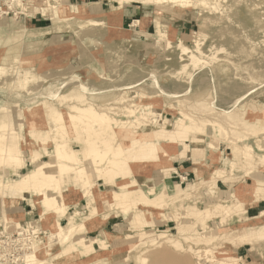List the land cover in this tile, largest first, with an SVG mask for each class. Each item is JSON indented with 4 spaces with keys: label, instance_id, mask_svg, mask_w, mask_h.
<instances>
[{
    "label": "rangeland",
    "instance_id": "rangeland-1",
    "mask_svg": "<svg viewBox=\"0 0 264 264\" xmlns=\"http://www.w3.org/2000/svg\"><path fill=\"white\" fill-rule=\"evenodd\" d=\"M185 1L187 3L157 5L141 0H123L121 3L118 0H0V68L5 69V73L2 71L0 74V114L7 121L5 132L8 143L20 145L29 154L31 149L39 148L32 137H49L47 127L55 129L54 122L40 117L42 107L46 104L55 110H62L84 98L96 106H102L119 95H125L141 106L150 104V118L160 123L166 118L174 120L179 109L202 119H211L214 113H231L236 121L244 120L250 113L264 117V0H206V4L201 0ZM63 3H67L70 10L82 5V10L78 9L72 18L66 16L64 21L51 19L52 7L58 8ZM159 34L164 36L160 38ZM163 40L167 42L165 47ZM179 43L189 50H195L198 46L202 55H197L195 64L187 54L181 53ZM23 70L31 71V75L28 74L27 81L21 85L16 73ZM80 93L85 97L79 98ZM122 104L129 105L128 102ZM138 110L139 107L135 111ZM28 117L31 119L27 120ZM218 119L216 121L224 132L227 125L221 118ZM30 120L31 125L27 123ZM39 120L45 121L42 129ZM121 120L134 119L125 117ZM149 122L153 121L149 119ZM0 127L2 132L4 128L1 122ZM31 132L39 134L33 136ZM176 137L178 153L171 160L173 168L165 163L166 169L170 170L158 174L153 170L155 166H149L141 177L148 176L150 184L167 182L171 188L175 182L189 190L197 179L195 173L183 171L181 166L193 168V154L187 148L183 158L181 152L190 142L183 138L182 133L176 132ZM250 141L254 146L255 141ZM72 142V147L78 148L79 141ZM154 143L157 144V140ZM243 143H231L230 146L235 147V154H230L226 149V142L220 144L219 150L215 151L217 153H210L201 145L202 154L198 157L202 163L196 168L201 172L203 181L199 188L190 189L192 193L186 197L167 202L166 207L159 211L161 214L150 222L151 230L147 231V235L135 236L137 244L129 253L130 261L123 263L120 260L111 264H197L199 260L193 250H187L189 245L194 249L211 248L213 252L210 256L218 264L221 261L264 264V244L252 248L245 244L243 237L230 232L239 222L264 210V197L258 199L257 208L249 211L248 206L254 204L252 199H248V213L241 214V210L235 212L240 207L236 205L247 194L240 193L238 199L227 203L219 195L215 202L229 203L230 206L222 211L224 225H218L217 237L210 242L199 239L197 244L192 245L193 241L186 236L194 233L196 224L188 219H180L178 224L177 220L181 212L184 215L190 206L199 209H203L204 205L213 206V201L206 204L205 190L218 193L223 189L233 191L241 184V189L247 192L245 184L254 183V179L251 174L243 176L244 170L253 173V165H256L260 175L264 174V165L256 154L260 153L259 150L254 147L255 153L251 151L250 156L242 151L240 153L239 148ZM222 151L223 155L232 157L237 163V171L225 179V185L220 180L219 186L213 184L209 188L207 181L213 167H224V176L230 173L227 164L218 162ZM25 155H19L20 164L5 163L1 158L0 176L3 175V165L7 169L10 165L21 169ZM167 157H171V154ZM155 158L153 154L150 155L151 160ZM69 185H64L63 189L70 190L73 186ZM23 195L26 198L30 196ZM20 196L7 192L4 197L8 202L1 203L3 196L0 195V263L22 264L23 255L30 253L29 243H41L38 247L40 251L46 247L42 243L49 239L55 228L50 221L55 213L39 219L38 211L26 205L25 201L15 213L5 207L14 204V199ZM84 203L82 199L80 208ZM28 210L31 211L29 214H23ZM83 211L82 215L85 214ZM103 214L108 217L113 215ZM103 216L100 217L103 219ZM77 218L80 216L77 215ZM119 218H122V222L115 227L118 231L114 232L113 227L107 229L114 234L104 230L110 236L140 233V227L132 229L124 215ZM218 219V214L211 216L206 221L207 226H212ZM65 222L64 219L62 224ZM85 225L83 234L93 236L86 233L92 234L90 228H94V225ZM95 225L100 227L99 222ZM177 225L181 233L170 229ZM159 232L165 233L159 235ZM154 233L155 236H150ZM164 234H169L171 241H167ZM51 240L58 246L56 248H62L58 239ZM98 246L95 253L87 257L80 251L74 252L72 264H87L109 255ZM73 250L70 247L67 252ZM56 253L51 252L48 263L61 261V256L54 257ZM186 254L190 258L185 257ZM238 257L241 259L238 260Z\"/></svg>",
    "mask_w": 264,
    "mask_h": 264
},
{
    "label": "bare ground",
    "instance_id": "bare-ground-1",
    "mask_svg": "<svg viewBox=\"0 0 264 264\" xmlns=\"http://www.w3.org/2000/svg\"><path fill=\"white\" fill-rule=\"evenodd\" d=\"M122 1L118 0V3ZM141 1L157 5L167 2L177 4H182V2L187 3L185 0ZM201 1L203 4H206V0ZM77 6V9L71 10L67 7V3L59 5L58 8L52 7L53 14L50 18L56 21H64L66 16L72 18L71 16L78 13L76 12L78 9L82 10V5ZM41 10L44 13V9L42 8ZM163 36L164 34H159L160 38ZM166 45V40H163V47ZM179 46L181 47V53L187 54L188 59L194 64L198 60L197 55H202L198 46H196L195 50H189L188 47L181 43H179ZM1 68L0 74L5 70ZM28 74L31 75V71H17V81L22 85L23 82L27 81ZM82 95H79V98L83 97ZM79 98L77 97V99ZM85 99H81L80 102H74L69 108L62 110H55L50 105L46 106L45 104L42 107L43 112L40 117L54 122L55 129L52 130V127H47L49 137H30L34 142L38 143L39 148L31 149L29 154H26L20 145L8 143V140H6L7 133L5 132L7 121L0 114V122L4 128L2 132L0 131V159L3 158L2 160L5 163L12 164L14 162L20 164L19 155L26 154L25 160L23 159L20 166L21 169H16L18 167L13 168L11 165L7 169L3 165V175L0 176V195L3 196L1 203L8 202L4 195L9 192L15 196L21 195L19 200L25 201L36 209L39 213V219H43L44 216L48 217L49 214H56L52 215L50 219L55 224L54 231L50 233L51 238L49 237V239L42 243L46 247L38 251L41 243H35L34 241L33 243H29L30 247L28 249H30V253L23 255L22 264L48 263L47 259H50L49 255H51V252H57L54 257L62 258L59 262L52 261L48 264H72L74 252L80 251V253L85 254L87 257L95 253L98 245V247L109 252V255L95 259L87 264H111L120 262V260L123 263L129 262V253L132 252L137 244L135 236L139 234L147 235V231L151 230L150 222L161 214L159 211L166 207L167 202H171L179 197L188 196L192 193V189L199 188L202 184L201 172L196 168L197 165L202 163L199 161L198 155L202 154L203 145L210 153H217L215 151L219 150L220 144L226 142V149L229 150L230 154H235V147H231V143L233 141H244L239 148L240 153L242 151L250 156V152L255 153L256 148L260 152L256 153L260 159V163L264 165L263 116L260 117V115L250 113L249 117H244V120L236 121L232 119L231 113H214L211 119H202L179 109L178 115L174 120L171 121L166 118L160 123L150 118V113L152 112L150 104L141 106V104L131 101V98H126L125 95H119L112 99L111 102H106L102 106H96L95 103ZM126 102L129 105L122 104ZM138 107L139 110L135 111ZM253 107L255 108V106ZM243 110H246V108ZM125 117H133L134 120H121ZM218 118L225 121L227 125V128L222 126L224 132H222L220 123L216 121ZM29 119L31 118L28 117L27 120ZM149 119L154 123L149 122ZM39 122V126L41 125L40 128L42 129V126H45V121L39 120ZM27 123L31 125V120L27 121ZM176 132L182 133L183 138L190 142L186 144L187 146L185 145L181 154L183 157L187 148L192 150L195 166L189 171L195 173L197 180L190 187L191 190H189L191 192L175 182L170 188L167 182L157 184L158 181H156V184H150L148 176H145V178L141 177L142 172L146 171L149 166H155L153 170L157 171L158 174H164L170 170L166 169L165 163L173 168L171 160H174L173 158L178 153L175 147L177 143ZM35 133L39 134V132H31L33 136H35ZM250 139L255 141L254 146L251 144ZM72 140L79 141L78 148L72 147ZM154 140H157V144L154 143ZM17 143L19 144V142ZM247 148L253 150L248 149L246 151ZM223 152L218 162L224 165L227 164L230 173L224 176V167H213L207 181L210 186L209 188H212L213 184L216 187L219 186L218 182L220 180L225 185V179L227 180L228 177L233 176L234 172L237 171L235 169L237 168V163L232 157L223 155ZM152 154L156 156L154 161L150 159V155ZM166 154H171V157L168 158ZM253 168V173L250 170H244L243 176L251 174V177L254 179V183L245 184L247 192L241 189V184L237 186L239 188L233 191L223 189L218 193L205 190L207 196L204 200H207L206 204L213 201V206L206 207L204 205L203 209L190 206L184 215L181 212V215L177 219L178 224L180 223V219H188L194 225L196 224L194 233L186 236L187 239L193 241L191 242L192 245L197 244L199 239L210 242L217 237L218 231H216V228L224 225L221 214L230 204L224 205L223 203L215 202L219 195L227 203L238 199L240 193L247 194L248 196L241 198L237 202L239 204L236 205L240 207L235 212L241 210V214L248 213V199H252V204L255 205L258 199L264 197V174L260 175L256 165H253ZM67 184L73 186L69 191L79 192V196L85 202L82 208H80V204L77 202L72 212H67L69 210L68 193H65L67 190L63 189L64 185ZM22 194L30 196L26 198ZM14 200L16 202L18 198ZM82 209L85 212L84 215L81 213ZM104 212L105 215L112 213L116 217L124 215L125 221L132 229L140 227L138 228L140 233H126L119 237L110 236L102 229L98 232L97 236L86 237L83 234V231L86 229L85 224L91 223V225H94V228H90V231H95L97 229L95 223L99 222L101 225L108 218V216H103ZM217 214L219 215L218 221L214 222L215 224L213 223L212 226H207L208 223L206 221L211 216ZM77 215L80 218H77ZM100 216L104 218L102 219ZM61 218L65 219V224L60 222L59 219ZM170 229L175 233L182 232L178 225ZM230 230V232H236L235 235L243 237L245 244L251 245L252 248L264 244V210L256 216L244 219V221L239 222V225L233 226ZM163 233L165 232H159V235ZM99 235L102 237L100 238ZM164 235L167 241H171L169 234ZM150 236H155V233ZM52 238L58 239L62 248H56L58 246L53 242L51 243ZM105 239L108 240L105 241ZM82 245V248H78ZM176 245L178 246V243ZM70 247L75 250L67 252ZM187 250H193L195 257L199 260L197 264H218V261L213 256H210L211 252H213L211 248L200 249L198 247L194 249L193 246L189 245ZM37 252L41 253L38 254ZM188 255L186 254L185 257L190 258ZM172 257L170 259L171 262ZM183 259L187 258L183 257ZM239 259L241 258L238 257ZM0 264H5V262ZM221 264H235V262L228 263L227 261H221Z\"/></svg>",
    "mask_w": 264,
    "mask_h": 264
},
{
    "label": "crops",
    "instance_id": "crops-1",
    "mask_svg": "<svg viewBox=\"0 0 264 264\" xmlns=\"http://www.w3.org/2000/svg\"><path fill=\"white\" fill-rule=\"evenodd\" d=\"M193 167V166H192ZM181 169L183 170V171H187V170H191V166H189V167H186V166H184V165H182L181 166ZM188 173H191V172H189L188 171ZM194 173V172H193ZM68 191V192H67ZM65 193H68L67 194V199H68V203H69V205H68V209L69 210H67V212H72L73 211V207H74V205L78 202V204H80V201L83 199V198H81L80 196H79V192H70L69 190H67ZM23 197H24V195H23ZM20 198H18V200L14 203V204H12L11 206H5L6 208H9V210L10 211H12V213H15V211H19L20 210V206H21V204H22V202H24V201H21V200H19ZM10 201V200H9ZM25 204L26 205H28L26 202H25ZM258 205H259V203H256L255 205H252V206H248V211H249V209L250 210H253L254 208H257L258 207ZM247 211V212H248ZM31 211H25L23 214H29ZM18 213H20V212H18ZM63 218H61V223L63 222ZM122 218H116V217H114V214L113 215H110L108 218H107V220L103 223V224H101L100 225V227H98L97 229H95V231H93L92 232V234L91 233H86V235L87 236H89V235H97V233L100 231V230H106V231H108V232H110V233H113V232H111V231H109L108 229H107V227H109V228H111V227H113V231L115 232V231H118L117 230V228H115V227H117L122 221ZM169 223V222H168ZM114 234V233H113ZM117 234V233H116ZM240 250H243V249H239V251ZM237 252V251H236ZM104 257H106V256H104Z\"/></svg>",
    "mask_w": 264,
    "mask_h": 264
}]
</instances>
